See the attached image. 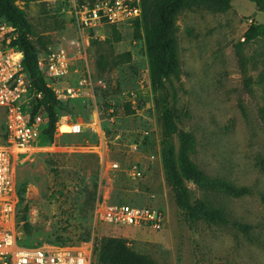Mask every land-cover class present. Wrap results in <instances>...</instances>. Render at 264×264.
<instances>
[{"label":"rangeland","instance_id":"rangeland-1","mask_svg":"<svg viewBox=\"0 0 264 264\" xmlns=\"http://www.w3.org/2000/svg\"><path fill=\"white\" fill-rule=\"evenodd\" d=\"M16 4L31 23L38 58L65 45L74 70L89 71L94 85L93 97L61 101L53 138L42 133L30 150L14 157L23 189L19 227L24 242L95 247L102 237L115 236L156 264H264V11L250 0H233L227 10L213 9L211 1L179 9V71L156 91L146 44L135 38L133 23L81 31L74 16L80 0ZM251 27L258 35L248 41ZM79 73L73 71V78ZM164 97L179 127L193 136L190 160L208 179L249 188L234 196L186 180L192 202L202 199L207 207L223 210L226 224L199 217L189 222L175 201L161 158ZM74 122L81 123L80 133L60 130ZM4 138L0 134V144ZM133 143L138 149L130 152ZM174 144L178 150L177 135ZM109 159L120 160L123 168L136 163L144 174L108 172ZM118 202L162 208L164 229L119 226L97 217L100 204Z\"/></svg>","mask_w":264,"mask_h":264},{"label":"built area","instance_id":"built-area-1","mask_svg":"<svg viewBox=\"0 0 264 264\" xmlns=\"http://www.w3.org/2000/svg\"><path fill=\"white\" fill-rule=\"evenodd\" d=\"M81 31L107 25L131 24L142 17V0H95L85 2L74 10ZM18 29L6 20H0V109L3 112L7 136L0 144V264H96L95 247L90 242L50 243L27 245L19 227V181L15 155L33 147L48 121L41 106L33 112L41 96L33 87L24 69V53L16 44ZM71 52L62 45L39 57V66L46 72L45 81L60 101L93 97V79L89 71L79 73L72 65ZM73 71L79 73L73 78ZM72 133L82 131L81 123H66ZM18 150L16 154L13 150ZM138 144L130 145L135 152ZM104 154V150H103ZM107 171H124L137 178L144 170L136 163L123 168L118 159L106 161ZM97 217L119 226H147L164 229L167 221L162 208L135 205L128 202L100 204Z\"/></svg>","mask_w":264,"mask_h":264},{"label":"trees","instance_id":"trees-1","mask_svg":"<svg viewBox=\"0 0 264 264\" xmlns=\"http://www.w3.org/2000/svg\"><path fill=\"white\" fill-rule=\"evenodd\" d=\"M93 1L95 0H90V2ZM193 1H197L199 4L211 1L213 9L227 10L233 0H142V17L133 22L134 36L136 39H143L146 44L151 84L156 91L164 89L166 79L179 71L175 16L179 9L191 6ZM250 1L254 2L259 10L264 11V0ZM80 2L84 3V0H80ZM0 20H6L18 29V37L15 42L24 53V69L29 74L33 87L37 92L42 93L41 98L35 102L33 112L36 113L41 106L45 108L48 121L43 129V134L53 138L57 130L58 109L63 103L57 98L55 91L46 84L38 62V49L30 37L31 23L25 11L16 4V0H0ZM257 35L258 31L251 27L246 33V39L250 41ZM247 81L249 82L251 79L249 78ZM157 101L161 104V99L158 98ZM162 104L164 136L161 141V158L167 182L174 191L177 205L182 209L185 219L189 222L199 217L213 223H228L223 210L207 207L206 202L202 199L192 202L186 180L195 181L202 187L210 186L220 189L234 196L248 193L249 188L247 186L235 187L223 180L208 179L189 158L188 152L193 136L179 127L176 111L172 106H169L167 97L162 99ZM175 135L180 140L178 150L174 144ZM5 137L7 136L5 135ZM261 164L264 169V160L261 161ZM22 193L23 189L19 184V200ZM237 226L243 230L250 228V225L242 223H237ZM57 243L73 242L59 241ZM95 255L96 264H156L147 255L137 252L122 237H102L95 245Z\"/></svg>","mask_w":264,"mask_h":264},{"label":"bare ground","instance_id":"bare-ground-1","mask_svg":"<svg viewBox=\"0 0 264 264\" xmlns=\"http://www.w3.org/2000/svg\"><path fill=\"white\" fill-rule=\"evenodd\" d=\"M67 127H69L67 124H62L60 126V130L63 131V132H69L70 131V127H69V129Z\"/></svg>","mask_w":264,"mask_h":264}]
</instances>
